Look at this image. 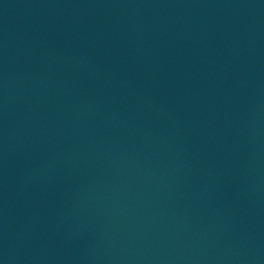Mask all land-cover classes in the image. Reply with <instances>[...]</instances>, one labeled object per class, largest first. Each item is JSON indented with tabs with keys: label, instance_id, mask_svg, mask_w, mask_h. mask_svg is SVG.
Returning a JSON list of instances; mask_svg holds the SVG:
<instances>
[{
	"label": "water",
	"instance_id": "95a60500",
	"mask_svg": "<svg viewBox=\"0 0 264 264\" xmlns=\"http://www.w3.org/2000/svg\"><path fill=\"white\" fill-rule=\"evenodd\" d=\"M0 264H264V0H0Z\"/></svg>",
	"mask_w": 264,
	"mask_h": 264
}]
</instances>
